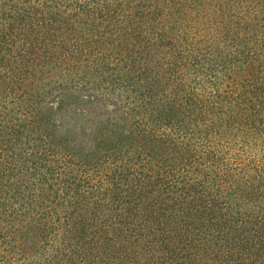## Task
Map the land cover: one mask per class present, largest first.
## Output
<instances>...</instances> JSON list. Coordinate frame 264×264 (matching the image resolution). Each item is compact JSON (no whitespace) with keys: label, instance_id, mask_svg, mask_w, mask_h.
Listing matches in <instances>:
<instances>
[{"label":"trees","instance_id":"16d2710c","mask_svg":"<svg viewBox=\"0 0 264 264\" xmlns=\"http://www.w3.org/2000/svg\"><path fill=\"white\" fill-rule=\"evenodd\" d=\"M0 264H264V0H0Z\"/></svg>","mask_w":264,"mask_h":264},{"label":"rangeland","instance_id":"374dc122","mask_svg":"<svg viewBox=\"0 0 264 264\" xmlns=\"http://www.w3.org/2000/svg\"><path fill=\"white\" fill-rule=\"evenodd\" d=\"M100 111H102V109L100 107H93L90 109V112H91V116H94L95 113H99ZM74 117H68V116H65L64 117V120L65 121H69L71 119H73ZM70 122V121H69Z\"/></svg>","mask_w":264,"mask_h":264}]
</instances>
